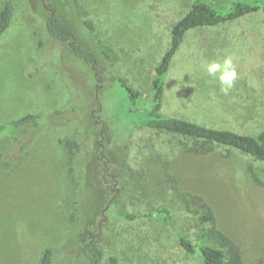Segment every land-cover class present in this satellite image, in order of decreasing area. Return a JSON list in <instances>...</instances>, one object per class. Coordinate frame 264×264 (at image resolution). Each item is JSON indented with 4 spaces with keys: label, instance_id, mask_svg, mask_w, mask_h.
Returning a JSON list of instances; mask_svg holds the SVG:
<instances>
[{
    "label": "rangeland",
    "instance_id": "1",
    "mask_svg": "<svg viewBox=\"0 0 264 264\" xmlns=\"http://www.w3.org/2000/svg\"><path fill=\"white\" fill-rule=\"evenodd\" d=\"M196 1L0 0V14L6 4L16 6L0 38V124L65 106L79 111L73 121L37 133L13 161L16 145L0 143V154L12 162L0 166V264H42L48 249L49 264H88L80 234L99 208L91 227L104 249L101 264H202L178 239L196 241L200 210L193 197L211 207L219 230L240 245L244 264H264V163L142 129L172 28ZM199 1L220 10L230 2ZM52 11L73 24L77 44L95 51V66L48 35ZM226 54L239 73L228 94L202 68ZM115 76L137 92V104ZM165 91V116L252 136L264 132V14L188 33ZM107 173L123 186L113 204V194L98 193ZM163 209L174 224L153 216Z\"/></svg>",
    "mask_w": 264,
    "mask_h": 264
},
{
    "label": "trees",
    "instance_id": "2",
    "mask_svg": "<svg viewBox=\"0 0 264 264\" xmlns=\"http://www.w3.org/2000/svg\"><path fill=\"white\" fill-rule=\"evenodd\" d=\"M15 7V3L10 2L1 11L0 38L11 27ZM257 14H264V0H230L225 10H220L199 0L196 1L192 5L190 12L172 28L171 46L164 54L156 70L157 78L154 81L155 93L152 104L149 109L143 110L145 111L147 120L142 129L176 134L193 141H198L204 147L211 144L213 146L227 147L264 163V132L259 133L257 136H252L230 129L210 128L196 122L162 114L166 96V78L188 33L197 29L216 28L225 24H232L248 16ZM45 27L50 37L68 43L73 48L75 56L83 60L87 65L95 66V61L97 60L95 51L88 45L77 44L73 24L65 16L63 17L60 12L52 11L46 19ZM102 54L107 60H110V56L107 53L103 52ZM98 79L99 81H103L102 77ZM114 80L115 84H118L126 91L131 105L137 104V92L130 88L122 77L115 76ZM78 116L79 111L74 106H65L54 111L49 116L37 114L25 115L17 120L0 124V143L13 142L16 145L17 151L11 159L13 161L25 153L37 133L52 129L59 124H66ZM135 126L139 127L136 123ZM11 161H8L4 154H0V166L2 168H9L12 164ZM112 177H114L113 180L110 179L107 173L105 176L106 187L103 189L97 188L102 198L103 195L113 194V201L110 204H113L117 199V192L123 190V186L119 189L116 187L117 177L115 174ZM93 187L91 186L90 188L93 189ZM193 199L199 205L200 210L196 241L180 235L178 239L181 247L192 255L199 254L202 264H244L243 251L240 245L232 237L219 230L211 207L201 197H193ZM101 206L102 202L99 207ZM103 207L105 208L106 206ZM100 210L102 208L98 209L96 215L93 214L92 217H89V227L83 229L80 234L83 255L88 264H101L104 259V249L100 244L98 230L91 227V224L99 216ZM153 216L160 217L166 222L174 224L173 214L169 210H160ZM127 218L130 221L134 220V218L129 216ZM52 253V249L46 250L42 264H49L51 262Z\"/></svg>",
    "mask_w": 264,
    "mask_h": 264
},
{
    "label": "clouds",
    "instance_id": "3",
    "mask_svg": "<svg viewBox=\"0 0 264 264\" xmlns=\"http://www.w3.org/2000/svg\"><path fill=\"white\" fill-rule=\"evenodd\" d=\"M202 68L209 77L218 80L220 90L224 94L231 91L239 78L237 65L230 54H226L222 59L205 61Z\"/></svg>",
    "mask_w": 264,
    "mask_h": 264
}]
</instances>
